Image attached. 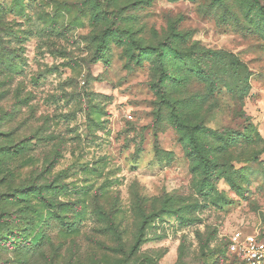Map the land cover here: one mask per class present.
Segmentation results:
<instances>
[{
	"label": "rangeland",
	"instance_id": "1",
	"mask_svg": "<svg viewBox=\"0 0 264 264\" xmlns=\"http://www.w3.org/2000/svg\"><path fill=\"white\" fill-rule=\"evenodd\" d=\"M262 6L0 0V264H239L229 233L264 228Z\"/></svg>",
	"mask_w": 264,
	"mask_h": 264
},
{
	"label": "built area",
	"instance_id": "2",
	"mask_svg": "<svg viewBox=\"0 0 264 264\" xmlns=\"http://www.w3.org/2000/svg\"><path fill=\"white\" fill-rule=\"evenodd\" d=\"M228 240V253L243 264H264V228H237Z\"/></svg>",
	"mask_w": 264,
	"mask_h": 264
},
{
	"label": "trees",
	"instance_id": "3",
	"mask_svg": "<svg viewBox=\"0 0 264 264\" xmlns=\"http://www.w3.org/2000/svg\"><path fill=\"white\" fill-rule=\"evenodd\" d=\"M260 11L262 12V14L264 15V6H262L260 8ZM157 60H158V63L159 65L161 66V69H162V74H165V67H164V62H163V55L162 53H158L157 55ZM162 99L165 100L166 99V96L165 94L162 92ZM173 117L174 119L176 120V122L178 124H180L182 127L184 128H187L188 125L184 123L183 119L180 118L179 114H178V111L175 109V105H173ZM196 126L194 127H191L189 130H190V134L192 135V140H193V143H194V150L199 154V157L201 159V162L204 166V171H205V175L206 176H210L211 175V171H212V163H211V159L209 157H207L202 151H201V148L200 146L198 145V139L196 138ZM228 237H227V242H226V252H227V255H230L228 253ZM232 257L233 260L239 262V264H243L241 261H239L238 259H236L234 256L230 255Z\"/></svg>",
	"mask_w": 264,
	"mask_h": 264
}]
</instances>
